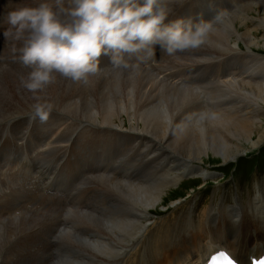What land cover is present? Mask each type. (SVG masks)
Segmentation results:
<instances>
[{"label": "bare ground", "instance_id": "bare-ground-1", "mask_svg": "<svg viewBox=\"0 0 264 264\" xmlns=\"http://www.w3.org/2000/svg\"><path fill=\"white\" fill-rule=\"evenodd\" d=\"M31 2L35 6L41 1ZM192 2L185 0L168 18L179 19L174 14L193 4L196 14L188 18L194 23L223 13L201 47L168 56L157 45L155 57L146 61L157 69L153 74L118 68L90 77L88 84L58 77L37 94L21 86L20 77L28 72L19 61L21 45L12 38L3 45L5 17L0 20V138L2 133L11 142L25 138L24 145L11 148L24 156L27 149L32 154L42 146L40 155L50 158L70 147L75 153L72 179L80 185L65 192L63 201L41 192L30 178L22 189L0 186V216L7 215L0 227L9 222L12 234L0 251V264H197L214 245L233 240V230L264 243L262 180L240 205L235 196L229 207L219 201L196 213L195 204L187 202L161 221L152 216L166 192L183 178L212 177L203 167L204 155L211 152L224 163H237L264 138V54L254 50L260 45L259 30L264 37V0H219L204 6ZM15 5V0L10 7L6 3L8 11ZM13 51L14 64L7 61ZM104 63L111 66L110 55ZM23 91L24 96H15ZM25 97L33 103L23 106ZM37 104L52 106L45 122L33 119ZM48 130L55 138L50 134L44 143ZM101 132L107 138L103 152L90 147L100 156L94 165L103 163L98 170L84 149L86 137ZM49 145L51 150L43 152ZM125 147L134 154L121 158ZM3 160L9 168L19 165ZM20 173L28 172L20 171L14 180ZM49 173L55 176L48 179L59 176L55 168ZM101 174L110 182L98 191ZM28 225L39 227L20 235L21 241L16 232ZM18 245L24 247L21 259L14 254L21 253Z\"/></svg>", "mask_w": 264, "mask_h": 264}, {"label": "clouds", "instance_id": "clouds-1", "mask_svg": "<svg viewBox=\"0 0 264 264\" xmlns=\"http://www.w3.org/2000/svg\"><path fill=\"white\" fill-rule=\"evenodd\" d=\"M185 0H41L20 5L6 13L3 35L21 45L19 61L28 69L20 84L27 91L43 93L57 78L89 83L103 71L99 57L111 56V67L135 69L155 57L197 49L208 41L213 22L168 17ZM134 58L136 63H130ZM52 106L35 105L41 122ZM47 109V110H46Z\"/></svg>", "mask_w": 264, "mask_h": 264}, {"label": "rangeland", "instance_id": "rangeland-1", "mask_svg": "<svg viewBox=\"0 0 264 264\" xmlns=\"http://www.w3.org/2000/svg\"><path fill=\"white\" fill-rule=\"evenodd\" d=\"M12 1L9 0L6 1L9 7L11 6ZM15 1H16V5L18 6L20 2H23L25 0H15ZM218 1L219 0H193L192 3L199 2L204 6L205 3L217 4ZM222 1L227 2L228 0H222ZM32 6H34L33 2H32ZM197 7L198 6L196 4H193L192 6H187V8L186 7L184 8L186 12L180 14H174V15L178 16L179 19L182 17L184 18L185 16L187 17L192 16L196 14V12H193V9H196ZM235 12H237L236 8H235ZM255 16H257L256 13ZM0 20H4V17L0 18ZM238 24L236 23L237 27L241 29L240 27L242 26V24L241 25L239 24L240 26ZM6 27L7 25L4 20V23L1 28V33L6 30ZM259 32H258L259 38L260 37L262 38L261 30H259ZM260 39L258 40L260 42V45L254 48V50L256 51L259 50L261 53L264 54V44H263L264 37L262 38V40ZM239 44L240 47L244 49V45L242 43ZM129 62L136 63L134 58H131ZM9 63L12 62L9 61ZM122 69L123 68L119 70ZM135 69L145 70L146 72H150L152 74L155 71H157V69L152 68V66H148L146 62L141 63ZM128 70H132V68H129ZM24 93L25 91H23L21 94L16 93L15 96H19V95L24 96ZM29 103H33V101L29 98H26L25 100L22 101L23 106ZM58 127L59 126L57 125L56 131L58 129L61 130V127L59 128ZM262 128H264V119L262 122ZM58 131L56 133H58ZM256 136L254 137L255 139ZM54 137L55 134L52 136V138ZM71 150L72 149L70 147H67L66 152L69 151L72 154V156H74L75 153L71 152ZM86 150L87 149L84 150L85 151L84 154L88 153V151ZM207 157H209V159ZM240 158L241 159L237 163L235 162L236 159H233L228 163H224L223 160L218 155H214L211 152H209L208 155H204L203 167L205 168V171H207V173L212 177H209L206 180H202V178L199 177L197 179L196 178L192 179L190 177L183 178L182 182L180 181L179 184H177L175 187H171L170 190L166 192L163 198L164 201H162L163 203L161 202L154 210L156 212L155 215L152 214L151 215L156 217L155 220L159 219L161 221L164 217H166V215H169V213L171 214L174 209L180 210L182 205L187 206L188 203H192L193 205L195 204L196 213H198L200 208H202L203 206L207 204L214 205V203L216 205L219 203V201H221L225 206L229 207L235 203L234 200L235 196L239 199V201L237 202L238 204L236 205H240L241 203L243 204L249 198L250 192H253L254 183L259 180H262V182H264V138L263 140L258 142L257 147L253 148L251 151L245 152V154H241ZM72 160L73 159H71V162ZM91 175L92 174H90L88 177H86V179H84L86 181V185L91 183V181L89 180ZM100 177L101 180L96 185L98 191L101 188L105 187L107 183L110 182V178L107 175L101 174ZM178 206H180L179 207L180 209L178 208ZM156 214H158L159 216H157ZM161 214L164 215L161 216ZM2 217H7V215L2 214L0 216V223ZM38 227H39L38 225L21 226L20 231L16 232V236L21 241H23L20 238V235L31 232V228L35 230ZM10 228L11 227L9 222H4V224L0 227V251L3 250L12 241V234L10 233ZM229 233L230 232H227V234ZM88 242H90V240H88L87 243ZM201 249L202 247H200V250ZM16 251L21 252L20 254H18L17 252L14 253L15 255H19L21 259L24 256L23 254L24 247L22 245H18Z\"/></svg>", "mask_w": 264, "mask_h": 264}, {"label": "snow or ice", "instance_id": "snow-or-ice-1", "mask_svg": "<svg viewBox=\"0 0 264 264\" xmlns=\"http://www.w3.org/2000/svg\"><path fill=\"white\" fill-rule=\"evenodd\" d=\"M213 264H235V262L224 252H220L218 256L212 258ZM256 264H264V259L256 262Z\"/></svg>", "mask_w": 264, "mask_h": 264}]
</instances>
